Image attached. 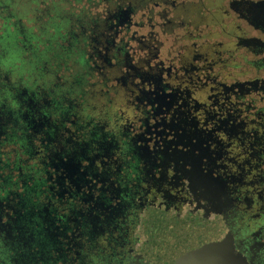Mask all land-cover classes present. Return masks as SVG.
<instances>
[{
    "label": "flooded vegetation",
    "instance_id": "1",
    "mask_svg": "<svg viewBox=\"0 0 264 264\" xmlns=\"http://www.w3.org/2000/svg\"><path fill=\"white\" fill-rule=\"evenodd\" d=\"M235 7L245 19L242 4ZM2 8L11 12L9 5ZM116 14L108 10L107 18L88 22L95 28H89L87 45L77 33L68 37L65 50L73 53L77 40V52L84 51L88 62L95 64L75 79L70 91L57 93L42 83L30 88L25 73L19 71L11 80L14 69L0 63V264H60L57 256L62 249L71 245L75 252L85 240L88 247L81 252L87 254L79 264H259L264 257V199L245 175L258 170L256 165L264 170V148H256L264 145L259 131L254 143L246 138L248 148L195 150L197 164L209 174L203 178L207 186L196 195L181 178L180 167L165 159L164 153L173 149L164 145L175 139L164 126L169 121L147 112L144 102L136 105L142 108L137 125L122 134L99 125L94 130L93 121L87 124L88 132L78 129L82 138H74L80 145L75 151L45 147L53 145L49 135L59 127L64 110L81 120L77 104L64 102L66 93L84 90V81L88 85L85 74L99 72L105 87L110 80L124 79L112 69L111 41L129 31L130 10L120 18L123 23H116ZM16 21L23 27L20 17ZM100 27H106V33ZM99 47L107 50L105 56ZM108 70L112 77L106 75ZM225 120L220 119L213 131L227 133L234 121ZM246 122L236 120L235 133L227 134H243ZM68 123L71 120H65ZM63 135L72 143L66 132ZM10 144L14 147L3 150ZM37 145L44 149L43 163L30 167L39 160L33 155ZM114 155L119 157L116 163L110 159ZM235 165L241 172L233 170Z\"/></svg>",
    "mask_w": 264,
    "mask_h": 264
},
{
    "label": "rangeland",
    "instance_id": "2",
    "mask_svg": "<svg viewBox=\"0 0 264 264\" xmlns=\"http://www.w3.org/2000/svg\"><path fill=\"white\" fill-rule=\"evenodd\" d=\"M209 1L194 0L180 5L182 8L183 6L202 5V9L195 14H188L186 11H173L167 14L168 8L164 6L153 8L148 5L134 14V24L129 26L127 34L120 35L123 37L120 39L133 42L131 38L152 35L151 40L155 43L153 49H157L156 56L158 58L156 60L165 62L164 66L167 68L172 66V79L168 84L175 89L186 90L175 84L176 75L195 76L192 84L196 86L195 93H192L191 97H185L178 93L173 107L179 109L177 116L186 115L191 122L187 126L188 129L205 139V146H208V148H248L243 147L241 140L245 141L246 145H250L246 138L254 143L257 140L255 131H259L258 137L263 138H260L259 142L264 140L262 122L258 119L255 122L251 120L255 111L264 109V98L259 95V92L249 90V88L243 86L240 88L243 90L242 93L239 88L235 87L232 90L230 87L235 84L264 79V69H258L252 64L253 61L264 58V52L255 53L246 46L235 48V45L239 42V34L246 39L257 37L264 40V33L251 27L247 20L241 17L238 10L232 8V3L240 0H215L214 6H210ZM4 5L11 6V12L6 11L5 16L11 19L12 22L8 21L7 17H0V33L7 30L6 26L12 30L16 28L15 25L18 21H16L15 16H12L13 12L21 15V23L23 24V27L20 26V32L23 33L20 38L24 42L21 40L16 44L17 46H12L14 50L11 60H9L10 64H14L12 65L14 75L11 76V80H16L15 77L18 76L19 69L26 67L24 75L30 88H36L41 83L47 84V80L48 87L51 86L57 93H61V90L68 91L73 86L75 79L85 73L86 70L78 58L70 53L64 52L62 61L56 63V53L51 51L53 50L52 46L61 43L69 48L67 40L63 42L61 36H56L54 40L42 39L43 41L33 38L39 37L42 32L47 30L48 19L52 15L55 6L64 7L62 20L65 22V30L61 31L63 35H67V32L77 33L80 38H87L86 40L92 33L89 28L93 26L89 25L88 22H93V18L105 19L108 16V10H111V12L118 13L114 19L116 23H119V20L123 23L124 13L130 10L129 0H119L117 2L115 0H39V3H33L32 0H4ZM119 6L123 7L119 10ZM48 10L51 14H48ZM121 10L123 11L121 12ZM82 14L85 15V21L81 23L80 20H83L84 17ZM151 14L154 17L150 20L148 17ZM169 15L173 20L164 25V18ZM214 16L220 17V20L209 22L208 20ZM121 17L123 19H120ZM198 19H202L203 22H196ZM82 26L86 28L84 31ZM51 28V30H54V26H51ZM100 28L103 33H106V27ZM232 28H235L234 33H232ZM9 36L8 41L13 38L11 35ZM29 37L32 38V42L29 41ZM118 38L116 37L115 40H120ZM133 44L136 43L133 42ZM195 45L201 47L204 54V60L201 62L192 59L197 53ZM36 48L39 51L47 52L49 59H44L42 62L35 61ZM99 48L100 52L103 53L102 56H105L107 50ZM187 54L191 56L187 58L186 63L193 66L192 69H189V72H185L188 67L184 66ZM94 55L95 61L99 63L98 56ZM145 55H147L145 51L136 50L133 52L131 62L134 63V66H137V59ZM154 60L152 65H155ZM89 65L94 66L95 64L90 60ZM112 69L116 70V75L118 73L124 79L122 81L121 79L110 80L107 87H105V81L101 78L99 72H94L93 75L85 74L88 85L84 81L82 84L84 90L79 87L75 93H66L65 99L67 102L64 103L67 106L76 103L77 106H74L76 110L83 102L80 112L87 111L89 115L95 113L93 121L99 120L100 124L105 126V130L115 129L116 134H122L124 133L123 129L127 130L132 125L136 126V120L141 115L136 108L138 103L135 101L134 96L142 97L146 93L145 89L150 93L154 91V87L151 89L148 86L139 85V79L134 78L136 74L127 67L114 66ZM101 71L104 72V69H101ZM108 71L106 75L112 77L111 70ZM139 71H143V69ZM197 84L199 86L201 84L205 85V88L199 89ZM117 85L121 88H119V91H113ZM175 89L168 90V92L177 94ZM108 90H110V94L106 95ZM246 108H248L247 111ZM80 112L77 113L81 117ZM172 112L174 113L173 109ZM171 116V114H161L159 117H162V120L170 121ZM220 119L235 120V122L236 120H247L248 125L242 130L243 134H237L238 137H236L237 135L229 136L223 131H212L216 125L220 124ZM83 120H87V117H83ZM12 147H14V144H10L3 150H10ZM11 157V160L14 161L15 156L12 155ZM117 157L114 155L110 159L114 161ZM232 168L241 172L236 165ZM244 169L248 171L247 167H244ZM262 169L260 167L258 170L252 171V174Z\"/></svg>",
    "mask_w": 264,
    "mask_h": 264
},
{
    "label": "water",
    "instance_id": "3",
    "mask_svg": "<svg viewBox=\"0 0 264 264\" xmlns=\"http://www.w3.org/2000/svg\"><path fill=\"white\" fill-rule=\"evenodd\" d=\"M244 7L246 11L245 19L247 20L248 24L253 27L255 30H260L264 33V0H240L232 3V8H236V5H240ZM210 6L215 5V0L209 1ZM202 5H190V6H183V9L188 12V14H195L198 13L202 9ZM219 21L220 17L217 18V16H214L210 18L208 21ZM198 23H202V19L196 20ZM235 28H232V33H234ZM239 42L235 45V48H239L241 46H246L248 49H256L257 47L264 48V40L260 38H244L241 34H239ZM253 48V49H252ZM196 54L192 57V59H196L197 61H203L204 60V54L201 50V47H197L195 45ZM187 50H189L187 48ZM255 51V50H254ZM263 52V50H260ZM191 55H186V60L184 62V66L188 67L185 69V72H189V69H192V64H188L187 58H189ZM158 56L155 57L157 59ZM153 59V58H152ZM151 59V60H152ZM165 62L160 61L158 63H155V65L149 64V67H143V71H139L138 69H135V66H132V70L137 71L135 75V79H139V85L143 87H150L151 89L154 87V91L150 92L145 89V94L142 97L134 96L135 101L138 103L136 105H140L142 102L145 103L146 111L152 112L153 115L158 114H171V119L168 122V124H164L166 129L170 130V133H172L175 137L174 140H169V143L164 145V148H172V153H164L166 161H173L176 165V167L181 171H183V174L181 176L182 179L186 180V183L188 184L189 189L193 194H197L198 190H201V186H207L206 181L203 179L207 176H209L208 173H205L200 168V165L197 164L198 159H196L195 156V150L199 148H208V146H205L206 140L200 137L196 132L190 131L188 129V124L191 123L185 114L178 115L179 112L177 109L173 107L175 104V99L177 98L178 93H181V95H184L185 97H191L192 93H195V85H192L194 83L193 77H184L176 75L175 84L178 86L180 85L181 88H185V91H180L178 88L171 87L168 83L172 79L171 74V68L172 66H169L168 68L164 66ZM183 64V62H182ZM126 83V81H125ZM198 85V84H197ZM207 85V84H206ZM205 85H198L197 88L204 89ZM249 88V90H254L256 92H262L264 94V79H257L253 82H247V83H241V84H235L230 87V89H234L235 87L241 88V87ZM201 87V88H200ZM177 90V94L173 92H168V90ZM225 90V89H224ZM202 91V90H200ZM199 91V92H200ZM241 93L243 90H241ZM198 92V93H199ZM213 93V92H212ZM182 97V96H180ZM183 98V97H182ZM240 98V97H239ZM169 99V100H168ZM172 109L174 110V113L172 112ZM140 113L142 111V108L139 110ZM230 123V120H225V122ZM234 122L230 124L231 128L227 126V129L225 130L229 134H233L234 128H235V120ZM223 121V124L225 123ZM233 127V128H232ZM165 129V130H166ZM163 130V131H165ZM168 130V131H169ZM214 130V129H213ZM212 130V131H213ZM183 148V149H179ZM185 148H189V150H185ZM150 153L147 152V155ZM180 156V157H178ZM176 157V158H172ZM184 157V158H181ZM164 161V160H163ZM165 162V161H164ZM189 167V168H188ZM178 170V171H179ZM203 193V191L201 192ZM204 194V193H203ZM228 257H230V251L228 250ZM228 264H231L230 261H228Z\"/></svg>",
    "mask_w": 264,
    "mask_h": 264
},
{
    "label": "trees",
    "instance_id": "4",
    "mask_svg": "<svg viewBox=\"0 0 264 264\" xmlns=\"http://www.w3.org/2000/svg\"><path fill=\"white\" fill-rule=\"evenodd\" d=\"M33 3H39V0H32ZM116 2L119 0H115ZM194 0H129V9H130V20L128 25H132L134 24V14L141 8H145L148 5L156 8V7H160V6H164L166 8H168V10L166 11L167 14H170L173 11H179V12H184L185 10L182 8V6H180L182 3H187V2H193ZM4 5V0H0V17H7L5 16L6 13V9L2 8V6ZM64 7H59V6H55V9L52 10V15L49 16L48 19V24H47V30H45L44 32H42V35H40L39 37H33L36 38L38 40H54V38L56 36H61L62 40L64 42V40L66 41L68 39V37L70 35L73 36V33L71 32H67V35H63V33L61 32L62 30H65V22L62 20V11ZM84 17L82 18L85 21V15L82 14ZM21 15H17L15 18L16 20L20 17ZM154 15L151 14L150 17H148V19L151 20V18H153ZM8 21H11V19H8ZM94 21H99L100 19H96L93 18ZM165 22L164 25L168 24L169 22H171L172 17L171 15L167 16L166 18H164ZM143 24V23H142ZM141 24V25H142ZM51 26H54V30H51ZM7 30L4 31L3 34V38H0V63L1 65L4 67V69H7L8 65H14V64H10L9 60H11V56H12V52L14 50V48H12V46H17L16 44L21 41L22 39L20 38V36L23 34L20 32L21 27L20 24H16L15 25V29L12 30L10 29L8 26ZM9 35H11L13 38L8 41L7 39H9ZM151 36L152 35H145V36H141L138 38H131L133 39V42L136 44H133V42H128L126 39H121V40H115L112 39L111 43H112V47H113V57H112V61H111V65L114 66H124L127 67L128 69H130L131 71H133L134 74L137 73V71L132 70V66H134V63L131 62V59L133 57V52L136 50H140V51H145L147 55H145L144 57H141L139 59H137V66H135V69L141 70L143 69V67H149V64L152 65V61L155 59L156 54H157V49L154 50V45L155 43L151 40ZM30 39L29 41L32 42V38H28ZM87 39V38H86ZM86 39H83L85 41V45H87V41ZM135 39V40H134ZM23 41V40H22ZM43 41V40H42ZM132 41V40H131ZM24 42V41H23ZM74 46H72L71 50H74L73 53L71 52H67L65 49H69L68 46H65L61 43H56V45L52 46L51 51H54L56 54V59H57V64L59 62L62 61L63 59V55L65 53H70L72 55H75V57L78 58V60L81 62V64L84 65L85 70H88V67L91 66L89 65L88 62V56L84 51H78V48L76 47V43L77 40H73ZM50 46V47H51ZM157 46V45H156ZM48 47V48H50ZM17 48V47H16ZM260 50L264 51V48L262 47H257ZM19 50V48H18ZM6 51H9L8 54L4 55V53ZM63 52V53H62ZM65 52V53H64ZM35 61L37 62H42L44 59H49V54L45 51H39L37 48L35 49ZM153 58V59H152ZM152 59V60H151ZM158 60H154L153 63H158ZM144 63V64H143ZM252 64L254 66H256L258 69H264V58H260L257 59L255 61L252 62ZM19 71L21 72H26V67H21L19 69ZM80 77V76H79ZM46 85L48 86V81L46 80ZM260 96L262 97V95H264L262 92H259ZM253 107V106H252ZM248 109V108H246ZM254 117H252V121H256L261 120L264 123V109H258L257 111L254 112ZM248 145L244 144L243 147H247ZM257 148H264V146H259Z\"/></svg>",
    "mask_w": 264,
    "mask_h": 264
},
{
    "label": "snow or ice",
    "instance_id": "5",
    "mask_svg": "<svg viewBox=\"0 0 264 264\" xmlns=\"http://www.w3.org/2000/svg\"><path fill=\"white\" fill-rule=\"evenodd\" d=\"M119 85H117L113 91H119ZM16 107H19L17 105ZM83 107V102H81L80 106L76 109L77 112H80V108ZM69 110H64V115L58 119V125L59 127L53 128V133L49 135V139L53 141V145H45V147H48L50 150L54 151H68L72 150L75 151L76 148L80 147L79 144L75 143L76 137H81V131H78V129L83 128L84 132H88L89 129L87 128V124H93V117L96 115L95 113H92L91 115L88 114L87 111L80 112V115L82 117L81 120L78 121L77 117L75 115H69ZM83 117H87V121L83 120ZM65 120H71V123L65 124ZM73 125H76V127H73ZM96 125H99L100 128H105L104 125L100 124L99 120L96 121V124H94V130L96 129ZM107 131H111V129H106ZM68 134V138L72 140V143H68L65 140L64 133ZM94 135V131L91 133ZM227 139V137H225ZM90 146V145H89ZM241 151H246V149H243ZM34 157L39 155V160L34 159L30 167L32 165H38L43 163L44 158V149L39 147L38 145L35 148ZM119 160V157H117L113 163H116ZM226 163V162H225ZM111 167V165H109ZM257 168H260V165H256ZM222 175V173H221ZM245 175L248 178V182L253 185V189L259 188L261 193V199H264V170L258 171L252 175H248V173H245ZM27 183V181H25ZM246 191L248 189H245ZM74 206V205H72ZM88 247V241L85 240L84 244L77 247L75 252H73V248L71 245L67 247L66 250L62 249L60 251V254L57 256V260L60 262V264H79L80 261H82L85 258L86 252L82 254L81 249ZM89 250H91L89 248ZM259 264H264V257L259 258Z\"/></svg>",
    "mask_w": 264,
    "mask_h": 264
}]
</instances>
